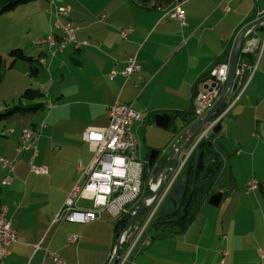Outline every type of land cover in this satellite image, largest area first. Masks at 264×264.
<instances>
[{
	"label": "crops",
	"instance_id": "1",
	"mask_svg": "<svg viewBox=\"0 0 264 264\" xmlns=\"http://www.w3.org/2000/svg\"><path fill=\"white\" fill-rule=\"evenodd\" d=\"M129 2L146 10V13L139 11L138 18L127 16V19L117 22L114 17L116 9L109 7L104 9L107 11L102 16L104 21H95L91 16L94 10H89L83 0H49V5L48 0H41L17 5L0 15V23L10 24L5 36L0 32L2 55L5 57L11 48H20L34 59L42 57L38 60L45 64V56L49 54L42 48L33 47L36 46L33 43L36 38L31 35L37 32L46 35L50 23H54L51 12L55 5L69 7L70 18L78 27L75 38L77 41L87 40L88 44L77 48L74 43H69L56 55L53 54L51 68L57 67L59 82L54 85L53 81L47 93L50 99L58 101L53 108H67L66 119L75 124L72 133L80 142L84 141L82 133L86 127L108 124V107L116 101L133 108L137 100L148 95L150 98L142 99L138 106L139 111L148 115L155 111L172 114L190 108L197 81L216 63L229 60L234 41L248 24V18L252 15L255 20L264 12V0H180L172 5L152 8L140 7L133 0ZM226 5L229 6L228 11ZM176 6L185 14L184 23L175 17ZM47 11L50 16H46ZM130 19L142 21L136 23ZM23 23H27L32 32L29 36L22 31ZM40 23H43V28ZM122 31L126 32L124 36ZM262 31L264 27L259 26L246 36L244 45L253 43V51L239 56L241 77L224 104L223 117L231 116V124L239 123L240 135L229 137L226 125L222 134L234 141V147L220 144L215 150L220 169L217 186L218 191H222L218 206H212L206 200L200 201L188 228L180 234L158 230L162 234L152 237L150 226L146 237L143 234L137 241L134 249L137 253L125 264H257L258 250L264 245V169L245 172L241 158L254 157L256 150L264 146ZM53 33L60 34V31ZM68 46L71 47L67 50ZM133 55L140 65L139 71L127 78L119 73L109 77L111 71L120 72L127 58ZM15 64H19L18 68L26 75L29 65L17 61ZM9 68L2 73V78L7 76ZM27 86H31L27 80L15 82L8 93L0 96V102L11 100L23 106L29 105L22 104L20 98ZM41 88H45L44 84L34 89ZM84 115L89 118L84 120ZM0 125V134H5L15 124L6 122ZM174 126H180V118L178 125ZM24 128L27 126L22 122L19 132L8 131L13 135L12 146L9 151H2V155L13 163V169L8 173L12 177L10 183L3 185L1 179L8 174L0 166V205L7 206L8 213L11 211L9 217L16 230V241L0 264H55L46 250L60 256L65 264H106L114 248L116 220L111 223L103 212L101 219L87 223L56 219V214L76 185L78 175L82 176V169L91 159L81 148L38 149L32 164L45 167L46 173L36 174L30 168L33 150L16 151ZM41 137L47 141L43 135L38 138ZM144 168L145 163L143 171ZM253 179L258 182V187L250 190L247 183ZM231 189L232 192L239 190L235 198L229 194ZM87 201L89 207L79 202L77 207L90 208V200ZM224 202L226 205L221 207ZM69 236H75L76 242L69 243ZM147 237L150 240L142 251L140 243ZM130 242L124 243L121 252L127 251Z\"/></svg>",
	"mask_w": 264,
	"mask_h": 264
},
{
	"label": "built area",
	"instance_id": "2",
	"mask_svg": "<svg viewBox=\"0 0 264 264\" xmlns=\"http://www.w3.org/2000/svg\"><path fill=\"white\" fill-rule=\"evenodd\" d=\"M53 4L51 1V5ZM225 9L228 11L229 6L226 5ZM174 10L175 17L180 19L181 23H184V12L178 6ZM51 13L56 18L54 25L60 31V34L52 32L45 38L39 39L36 42L38 45L48 44V46L55 47L57 51H61L69 43H74V46L77 48L88 44L87 40L77 41L75 38L78 27L70 18L68 6L55 5ZM125 33V31H122L121 35L124 36ZM242 52H249L248 45L243 48ZM53 54H55V51H53ZM228 68V61L218 62L197 81L192 102L193 111L197 114L195 116L203 115L213 106L227 79ZM139 70L140 65L137 63L135 55H133L128 57L125 67L120 72L111 71L109 77L113 78L119 73L127 78ZM49 106H52V102L49 103ZM224 114L225 112L218 117L213 115L205 122L203 128L197 134L196 141L199 142L201 139L208 138L215 126L221 123ZM107 115L108 124L106 126L89 127L82 134L83 140L91 144L93 156L87 167L82 169V177L84 179L82 185L76 184L74 186L56 214V219L58 220L64 219L70 222L87 223L101 219L104 210L108 212L113 220H118L125 215H131L133 212L144 183V161L137 156L139 142L131 130V124L140 118V114L131 105L115 102L108 107ZM36 139L37 137L34 136L33 130L30 127L24 128L20 134L16 151L20 152L23 149L33 148L30 168L36 174H45V167L32 164V159L38 151ZM184 163L182 162L177 171L167 180L161 193L138 224L136 235L131 240L127 251L120 254L117 264H125L127 262L138 239L150 226L156 213L162 206ZM0 166L7 171V174L13 169V163L1 156ZM11 179L12 177L8 174V176H4L1 179V183L3 185L9 184ZM153 182V179L148 181L147 186L149 191L154 190L157 185V181L155 184ZM256 187H258V182L254 179L247 183V188L250 190ZM80 198L90 200L91 207H77ZM15 241L16 230L12 227L11 220L7 216L6 206L2 205L0 207V261L10 254V247ZM67 241L74 243L76 242V237L69 236L67 237ZM45 252L55 264H65L60 256L47 250ZM257 264H264V245L258 250Z\"/></svg>",
	"mask_w": 264,
	"mask_h": 264
},
{
	"label": "rangeland",
	"instance_id": "3",
	"mask_svg": "<svg viewBox=\"0 0 264 264\" xmlns=\"http://www.w3.org/2000/svg\"><path fill=\"white\" fill-rule=\"evenodd\" d=\"M36 1H41V0H31V1L26 2L24 4L36 3ZM100 1H102V2L99 4V8L96 9V7H97V5H98V3ZM83 2L85 4V6L89 10H94V11L91 12V16L93 17V20H95V21H104V19H102V16L103 15L105 16V14H107V11L104 10V9H108L109 7L111 9H113V8L116 9L114 17H115L117 22H122L123 19H127V16H130L132 18H138L139 11H142V13H146V10H141V9L133 6L131 4V2H129V0H83ZM48 5H49V0H48ZM60 6H64V5H60ZM48 8H49V6H48ZM50 10H51V5H50L49 11ZM263 13H261L260 15H262ZM46 16H50L48 11H47ZM53 19H54V22H55L56 18H55L54 15H53ZM130 20L134 21L136 23H138V21H142L141 19L140 20H138V19H130ZM77 23H81V22L77 20ZM22 26H23L22 31L23 32L25 31V35L29 36V34H31L32 32L29 30V28H27L28 27L27 23H23ZM40 26H41V28H43V23H40ZM260 26L264 27V23H262ZM9 29H10V24L8 22L7 23H3V22L0 23V32H1L2 36H5ZM56 30H58V29L55 27L54 23H50L46 35H44V34H43L44 36L42 34L40 35V34H38V32L31 35V37L36 38L33 41V43H34V45L38 46L39 48L36 47V46H33V47H35L36 49L42 48L44 50V53L49 54L48 56H45V59H46V63L45 64H41V63H37V62L35 63V66L39 69L40 74H37V76H31L30 77L29 76V70H28L26 75H24V73H23L24 71H22V70H20L18 68L19 64H15L11 68H9V72H8L7 76L2 78V80L0 81V96L8 93L11 90V88L14 86L15 82L19 83V81H21L23 83L24 80L25 81L27 80L28 84H31V86L33 88H40V84H44L45 88L44 89L41 88V92L43 93L42 96L37 97L33 102L29 101V100H23L22 101V104H24V105L25 104H31V105L32 104H37V102H42V104L35 111L34 110H30V111L26 112L25 114L14 113V114L8 116L7 118H5L3 120H0V124H5L6 122H8L10 124H15V125L10 126L9 127L10 129L8 131L17 130V132H19L20 125L23 122V126L30 127V128H32L34 130V136L37 137V142L36 143H37V148L38 149H42V148L49 149V148H53V147H55V148L61 147V148H66V149H78V148H81L83 153L85 154V156L88 157L89 160H90L92 158V156H93V148H92L91 144L89 142H87V141L80 142L78 140V138H76L74 136V134L72 132H73V127H75V124L69 122L66 119L68 117L67 108H65V109H63V108H59V109L53 108V107L56 106L58 101L50 99L49 95L47 93V91H49L51 85L53 84V81H54V85H58V82H59L58 81L59 80V71L57 70V67H54L52 69L51 68V62H50V59L55 57L56 53H58V52H57L55 47H49L48 44L38 45L36 42L39 39H41V38H45L50 33H52V31L55 32ZM18 31L20 32V29L17 30V32ZM249 34H250V32L247 34V36ZM18 36L19 35L17 34V37ZM40 36H42V37H40ZM262 36L264 38V32L263 31H262ZM253 46H254L253 43L252 44L251 43L248 44L249 51H253ZM69 47H71V46H68L67 50L70 49ZM53 51H55V55L51 54V52H53ZM262 51H263V49L260 52L259 59L261 57ZM3 58H4L5 62H4V66L2 68V71L4 72V71H6L7 67H9L10 60L8 59L7 55L5 57L3 56ZM38 58H39V60L43 59L40 56ZM257 58H258V54H257ZM259 59H258V61H259ZM17 63H21V64L24 63L26 66L28 64V62L20 61V60H18ZM90 67H91V65L88 67V69ZM262 67L264 68V60L262 62ZM71 68H74V66L71 65ZM72 72H74V71H72ZM65 85H67V82H65ZM223 86H222V88H223ZM27 87H25L23 89V92H24V90ZM69 87L71 89L73 88V86L72 87L69 86ZM222 88H221V90H222ZM220 93H221V91H220ZM220 93H219V95H220ZM149 98L150 97L148 95L142 97V99H146V100L149 99ZM142 99L137 100L135 105H134V107H133V109L141 115V118H139L138 120H135L132 123V125H131V130H132L133 134L137 137L138 142H139L138 143V150H137V156H138L139 159H142L144 157V155H145V152L147 150H149V149L156 150V149H164V148H166V146L168 144H170V142L172 140V134L173 133H172L171 129L173 128L174 125H178V123H179V118L178 117H174L173 121H172L173 124H171L170 129H161V128L156 127L154 125V115H156L158 113H163V112L155 111V112H153V113L148 115L145 112L139 111L138 110V106L141 105ZM51 102H52V106L49 108V103H51ZM192 102H193V99H192ZM8 103H9L10 106H12L14 104H17L15 102L14 103L11 102V100H9ZM3 108H4V103H3V101H1L0 102V110H2ZM71 109H72V107H71ZM225 109H226V106L225 105L222 106L221 109L219 110V112L214 114L215 117H218L219 115L224 113ZM81 111H82V109H81ZM145 114H147L146 115L147 119L145 117ZM195 115H197V114L194 113V116ZM203 115H201V116H203ZM201 116H195L194 120L199 118V117H201ZM60 118H62L63 120H60ZM87 118H89V116L88 115H84L83 119L86 120ZM204 124L205 123H203V125ZM226 125H228V129L230 131L229 137L237 138L240 135V129L238 127L239 123H236V124L232 123L231 124V116L223 117V119L221 121V133L220 132H218V133H213L212 132V133H210L208 138H204V139H210L211 140L214 150H216V148H218L220 146V144H224V145L227 144V145H229L230 148L234 147V144H235V143H233L234 141L228 140L226 138V136L222 134L223 133L222 129ZM0 128H1V125H0ZM87 128H89V127H86L85 129H87ZM202 128H203V126H202ZM233 128L235 129V131L233 130ZM8 131H6L5 134L3 132L0 134V139H2L0 141V156L4 157V158H6V157L2 155V151H6L7 152V151H9L11 149V146H12V142L11 141L13 139V135H12V132H8ZM41 135H43L45 138H47V141H45L42 137H41V139H39L38 137H40ZM177 135L178 134H176L174 136V138ZM196 137H197V135L194 137V140H193V143H194L195 146L193 147V149L191 150L190 153H192L195 150L196 145L198 143L196 141ZM183 141L184 140H180L178 142V144L183 143ZM90 146H91L92 150L90 149ZM182 156H183V159H182ZM180 158H181V160L179 161V164H181L182 162H185V160L187 158V152H185L184 155L182 154L180 156ZM241 159H242V162H243V166L245 167V172H249L250 170H254V171L260 172L261 170L264 169V146H260L256 150L254 157H242ZM84 162H86V161H83V163ZM182 168L180 169L179 173L181 172ZM147 171H149V172H147ZM147 171H146V174L143 171V180H144L143 187L144 188L147 186L148 181L151 180V170H147ZM179 173H178V175H179ZM145 175L148 176L147 180L144 177ZM178 175L176 177V181H175L176 183L178 181ZM83 180L84 179L82 178L81 174H79L76 184L81 186L82 183H83ZM153 183L155 184V182H153ZM173 188H174V186H172V188H170L169 192L167 193V195H166V197L164 199V202H165L166 198L168 197L169 193L171 192V190ZM238 191L239 190L236 189V190H234L232 192V189H231L229 194H231L232 197L235 198L237 193H238ZM228 192L229 191H226V193H228ZM256 193L258 195H261L259 191H256ZM226 195H228V194H226ZM87 200L88 199H82L81 200V198H80L79 199V204L87 206L88 203H89ZM90 203H91V201H90ZM225 203L226 202L222 203L221 207H224V205H226ZM1 206L2 205H0V207ZM88 207H89V205H88ZM6 208H7V206H6ZM10 212L11 211H9V213ZM9 213H8V208H7V216L8 217H9ZM103 213H104L103 216L107 217V219L111 223H113L112 222L113 218L110 217L108 212L106 210H104ZM9 218L11 220V217H9ZM151 224H150V226H151ZM144 233H145V231H144ZM161 234L162 233H160V231H158L156 229H153L150 232V236H152V237H156V236H159ZM153 239H155V238H153ZM149 240H150V237L149 238L147 237L146 240H144L143 242L140 243L141 246H142V251L145 250L144 249V248H146V244L145 243L147 241H149ZM136 253H137L136 251H133V253L128 258L127 261H129L130 258H133V256ZM127 263H129V262H127Z\"/></svg>",
	"mask_w": 264,
	"mask_h": 264
},
{
	"label": "water",
	"instance_id": "4",
	"mask_svg": "<svg viewBox=\"0 0 264 264\" xmlns=\"http://www.w3.org/2000/svg\"><path fill=\"white\" fill-rule=\"evenodd\" d=\"M262 23H264V13L259 17H257L255 20L248 23L238 34L236 40L234 41L230 53V57L228 60L229 68H228L226 82L221 90L220 95L216 99L214 105L206 113H204L203 116L195 119L184 130L182 129L181 131H179L178 135L174 139H172L171 143L168 144L166 148L162 150V154L164 156L163 157L164 165L158 170H156L151 176V179H155L157 181V185L154 190L150 191L149 195H145L141 197L138 200V202L135 204L131 216L129 217L126 225L119 232V235L115 240L113 252L106 264H117L122 246L126 241H131L135 237L138 224L144 218L145 214L151 208L155 199H157V197L161 193L167 180L171 177L173 173L176 172V169L178 168V163L181 160L180 156L182 154L184 155V153L187 152V149L194 140V137L202 128L203 123H205L214 114L219 112L221 107L224 106V104L229 100L231 93L235 91V89L237 88L242 73V66L238 64V59L243 48L247 46L244 45L245 38L250 31H252L254 28L259 27ZM172 121H173L172 114L169 112H163L154 115V125L158 128L170 129L171 124H173ZM220 129H221V124L218 123L213 129V133H218ZM180 140H184V141L183 143L178 144ZM154 151L158 152L157 150ZM198 160H199V150L197 149L195 151V156H194L190 188L187 194L186 201L182 207L183 215H181V217L186 216L187 209L191 201L192 192L195 187V177L198 167ZM153 163L154 162L150 157L148 166L151 167ZM186 179H187L186 173L180 175L174 188L171 190L168 197L166 198L161 211L157 215L158 218L168 217L171 213H173L175 210L179 208L185 189ZM221 197H222V191H217L208 198L207 202L212 206H218ZM176 220H177L176 218L172 219V221H176ZM149 230L150 228L147 229L143 237H146V234Z\"/></svg>",
	"mask_w": 264,
	"mask_h": 264
},
{
	"label": "trees",
	"instance_id": "5",
	"mask_svg": "<svg viewBox=\"0 0 264 264\" xmlns=\"http://www.w3.org/2000/svg\"><path fill=\"white\" fill-rule=\"evenodd\" d=\"M31 0H0V15L6 12L11 11L14 9L15 6L24 4L26 2H29ZM136 2L140 7L143 8H149V7H156V6H162V5H172L177 1L180 0H133ZM254 16H250L248 18V23L253 21ZM242 54H247V53H240V56ZM8 59L10 60L9 62V67H12L16 61L21 60V61H26L28 62L29 65V76H37L38 74V68L35 66V63H40L38 58L34 59L31 56H28L24 53V51L20 48H11L8 53H7ZM4 58L2 54L0 53V81L2 79V68L4 66ZM195 93V92H194ZM193 93V96H194ZM43 93L39 89H34L31 86L27 87L24 92L21 94L20 98L22 100H29L33 101L37 97L42 96ZM193 98V97H192ZM42 102H37V104H29L27 106H22L20 104H14L12 106L9 105V103L4 102V110H0V120H3L7 118L8 116L14 114V113H20V114H25L26 112L30 110H36ZM224 108V107H223ZM222 108V109H223ZM174 117H179L180 118V126L177 129V131H181L182 129L186 128L190 123L194 121V111H193V105H191L190 108L186 109L185 111L182 112H172V119ZM32 129V128H31ZM172 132H175V128L171 129ZM22 133V132H21ZM33 150V148H31ZM199 150V160H198V167H197V172H196V177H195V187L192 192V197L190 204L187 209L186 216L181 217L183 215V210L182 207L186 201L187 194L189 192L190 188V183H191V178H192V169H193V163H194V156H195V151ZM219 161L217 160V156L215 153V150L213 149V144L210 139H201L197 145L195 150L190 153L188 156L187 160L185 161V164L183 165V168L181 172L179 173L178 179L181 174L186 173L187 174V179L185 183V189L183 193V197L180 202V206L177 210H175L173 213H171L168 217H157L153 221V225L151 226L152 229L156 230H162L163 232L171 233V234H180L183 233L189 226L190 222L193 219L194 213H195V208L198 206L200 201L202 200H208V198L215 192L219 190L218 188V174L220 172V169L218 167ZM148 168H144V172L146 174ZM149 172V171H147ZM155 171H151V176L153 175ZM145 179H148V176H144ZM200 186V187H199ZM143 195L147 194L149 192L148 186L145 188L143 187ZM199 198V200H198ZM198 200V201H197ZM159 212V211H158ZM158 212L156 215H158ZM130 217L129 215H125L121 217L120 219L116 220L115 223V240L117 239L119 232L124 228L126 225L128 219ZM173 218H176V221H172ZM168 220V221H167ZM126 243V242H125ZM124 246V245H123ZM123 246L120 250V254L122 253L121 251L123 250ZM137 246V244H136ZM136 246L133 248V250L136 248ZM132 250V251H133Z\"/></svg>",
	"mask_w": 264,
	"mask_h": 264
},
{
	"label": "flooded vegetation",
	"instance_id": "6",
	"mask_svg": "<svg viewBox=\"0 0 264 264\" xmlns=\"http://www.w3.org/2000/svg\"><path fill=\"white\" fill-rule=\"evenodd\" d=\"M175 128V132H172L173 134H172V139L174 138V136L176 135V134H178L179 133V131H177V129L176 128H178L177 126H175L174 127ZM172 141V140H171ZM171 143V142H170ZM158 152H155L154 151V149H149V150H147L146 152H145V155H144V157L141 159V160H143L144 161V163H145V167L146 168H148L149 170H151V168L155 171V170H158L159 168H161L163 165H164V160H163V154H162V150L163 149H156ZM152 158V160H153V165L151 166V167H148V162H149V158ZM157 216V215H156ZM154 217V219H153V221L155 220V219H157V217ZM153 221H152V223H153Z\"/></svg>",
	"mask_w": 264,
	"mask_h": 264
},
{
	"label": "bare ground",
	"instance_id": "7",
	"mask_svg": "<svg viewBox=\"0 0 264 264\" xmlns=\"http://www.w3.org/2000/svg\"><path fill=\"white\" fill-rule=\"evenodd\" d=\"M49 47H52V46H49ZM52 55H53V53H52ZM51 106H49V108H50ZM195 145H194V143H193V141H192V143L190 144V146H189V148L187 149V154L189 153L190 154V152H191V150L193 149V147H194ZM189 154H188V156H189ZM188 156H187V158H188ZM187 158H186V160H187ZM185 160V161H186ZM181 164H179L178 163V166H180ZM176 181V180H175ZM150 194V191L147 193V194H145V195H149ZM145 195H143V189H141V191H140V195H139V199L141 198V197H143V196H145Z\"/></svg>",
	"mask_w": 264,
	"mask_h": 264
}]
</instances>
